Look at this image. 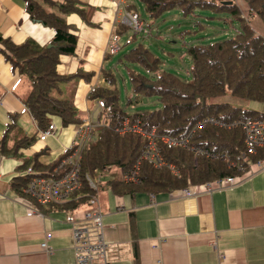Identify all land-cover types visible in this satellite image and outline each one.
<instances>
[{
    "label": "trees",
    "instance_id": "1",
    "mask_svg": "<svg viewBox=\"0 0 264 264\" xmlns=\"http://www.w3.org/2000/svg\"><path fill=\"white\" fill-rule=\"evenodd\" d=\"M124 3L125 10L135 17L136 1ZM147 16L158 17L178 8L186 16L195 10L209 11L225 26H233L227 38L188 44L185 53L190 61L185 76L163 67L152 51L139 44L122 57L127 61V75L131 95L121 100L115 77L109 69L102 72V84L94 85L87 94L96 100L105 116L96 126L91 143L82 154L80 175L82 186L66 201L75 213L94 194L84 176L106 172L117 167L129 171L138 161L137 181L124 182L118 178L107 180L109 188L120 192H171L188 184H202L242 172L249 161L264 157V149L256 154L245 152L239 126L226 128L205 124L196 127L204 118L213 117L222 123L242 121L247 117L264 118V112L245 107V103L264 102V0H137ZM30 20L53 30L51 40L40 45L28 39L20 44L0 34V53L12 70L28 83L23 103L39 128L45 129L50 118L56 116L63 125H78L83 118L64 93L62 85L72 76L89 80L92 73L77 71L62 75L56 70L60 56L74 55L77 35L75 27L65 17L77 14L87 25L91 23L94 7L79 0H23ZM119 24L116 34L122 33ZM234 31V32H233ZM137 65L139 68H135ZM155 97V108L139 107L144 98ZM230 98V101L226 99ZM133 107L128 111V107ZM0 138V153L16 155L21 147L29 146L34 137H27L16 125V115H10ZM138 124L142 132L155 128L157 136L167 135L186 145L168 146L156 143L162 160L173 167H154L140 158L146 139L140 132L124 130ZM246 153V159L240 155ZM63 154L50 165L61 171ZM34 166V165H33ZM45 174H50L46 171ZM24 176V175H23ZM26 178L27 177H23ZM99 184L97 192L101 189ZM79 197L77 198V196ZM73 196L75 197L73 199Z\"/></svg>",
    "mask_w": 264,
    "mask_h": 264
},
{
    "label": "crops",
    "instance_id": "2",
    "mask_svg": "<svg viewBox=\"0 0 264 264\" xmlns=\"http://www.w3.org/2000/svg\"><path fill=\"white\" fill-rule=\"evenodd\" d=\"M79 1L94 7L93 25L75 13L65 17L75 27L77 44L74 55L60 56L56 70L62 75L79 70L92 73L89 80L72 76L62 88L83 120L97 123L103 119L102 108L87 94L103 83L105 60L118 39L116 29L127 13L124 3L128 1ZM0 34L16 44L31 39L44 45L53 30L30 20L23 0H0ZM27 91L26 80L0 53V138L13 114L22 133L34 137L16 155L0 153V264H75L71 218L89 207L87 201L71 214L72 203L40 205L23 188L28 167L41 175H56L50 165L72 145L76 125H63L53 116L54 133L40 140L42 129L23 103ZM141 107L149 108V102L143 101ZM248 163L234 175L237 182L233 187L199 190L185 197L179 194L182 188L117 193L106 184L112 177L103 174L97 194L108 259L113 264H264V168L260 169L256 160ZM46 233H51L50 253L41 246Z\"/></svg>",
    "mask_w": 264,
    "mask_h": 264
},
{
    "label": "built area",
    "instance_id": "3",
    "mask_svg": "<svg viewBox=\"0 0 264 264\" xmlns=\"http://www.w3.org/2000/svg\"><path fill=\"white\" fill-rule=\"evenodd\" d=\"M121 22L128 26L134 33L145 32L146 23L139 17H135L130 13H126L121 18ZM119 47L117 42L112 43L111 52L117 53ZM102 121L91 122L83 120L76 125L72 138V145L66 152V155L61 160L59 167L61 171L56 175H41L32 170L31 167L26 168L24 175L28 176L23 192L34 199L38 204H61L69 201L72 195L82 186V178L80 175V164L82 154L91 143L94 136L96 126L103 123L105 116L102 115ZM205 124L219 125L226 128L239 126L242 131L243 143L245 152L256 154L257 150L264 149V118L247 117L242 121H231L222 123L213 117L204 118L196 123V127H202ZM140 132L146 139V146L140 158L146 159L154 167L168 166L174 173L176 171L172 166L167 165L161 158L158 152L156 143L159 140L165 145H186L187 140L177 141L170 136L155 134V128L152 127L148 132H142L138 124L132 127L122 129ZM55 127L49 123L48 126L41 130L39 139L44 140L45 137L53 134ZM242 159H246V153L240 155ZM256 164L260 169L264 168V157L256 160ZM113 171L112 178H118L126 183L137 181L138 161L134 167L126 172H120L117 167H112L106 172L97 173L94 175L86 174L84 180L87 186L94 191L88 199V208L84 209L80 216L71 218V237L72 250L74 254L75 264H113L107 255L108 243L104 237L103 214L100 209L98 198V186L101 184L102 175ZM237 180L234 176H225L222 178L208 181L202 184H188L186 187L179 190L181 197L195 195L199 190L211 192L217 189L231 188L236 184ZM33 212V210H32ZM51 233L44 235V240L41 243L43 250L46 253L52 251L49 246Z\"/></svg>",
    "mask_w": 264,
    "mask_h": 264
},
{
    "label": "rangeland",
    "instance_id": "4",
    "mask_svg": "<svg viewBox=\"0 0 264 264\" xmlns=\"http://www.w3.org/2000/svg\"><path fill=\"white\" fill-rule=\"evenodd\" d=\"M136 12L147 26L145 32L134 33L128 26H122V33L116 34L118 52L108 53L105 60V69H109L115 77V83L121 100L124 102L126 95H131V84L128 80L127 61L122 57L133 46L139 44L152 51L162 61L164 69L176 72L181 76L186 75L190 61L185 53L188 44H203L207 41L227 38L232 35L233 26H225L215 14L209 11L195 10L189 15H182L178 8H173L158 17H150L142 10L141 3L136 0ZM234 32V31H233ZM123 36V37H122ZM122 37V38H121ZM139 68L137 65H133ZM149 102V108L159 105L155 97L144 98ZM230 101L229 97H226ZM264 112L263 103H245V107ZM141 107V104L139 105ZM248 107V108H249ZM113 171L104 174L112 176Z\"/></svg>",
    "mask_w": 264,
    "mask_h": 264
}]
</instances>
